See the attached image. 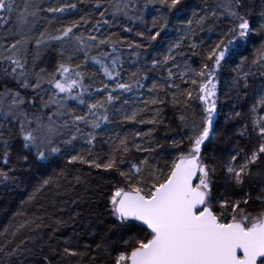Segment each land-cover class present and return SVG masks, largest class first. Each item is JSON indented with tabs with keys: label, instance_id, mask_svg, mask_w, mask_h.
<instances>
[{
	"label": "snow or ice",
	"instance_id": "obj_1",
	"mask_svg": "<svg viewBox=\"0 0 264 264\" xmlns=\"http://www.w3.org/2000/svg\"><path fill=\"white\" fill-rule=\"evenodd\" d=\"M189 11L186 0H0V184L57 162L22 204L34 210L0 230V264H264V0ZM205 31L216 39L197 42ZM125 53L139 65L127 75ZM78 186L107 229L95 249L76 227L62 233L81 215L79 197L62 199Z\"/></svg>",
	"mask_w": 264,
	"mask_h": 264
},
{
	"label": "trees",
	"instance_id": "obj_2",
	"mask_svg": "<svg viewBox=\"0 0 264 264\" xmlns=\"http://www.w3.org/2000/svg\"><path fill=\"white\" fill-rule=\"evenodd\" d=\"M186 3L190 6V11L189 15L191 14V11H200V8L204 6V0H186ZM259 3V0H258ZM258 10V9H257ZM73 18H78V17H69V19ZM98 14L93 16V20L98 19ZM149 23L151 22L152 17L151 16H146L145 17ZM171 23H177L176 21H171ZM128 26L133 27L134 32L135 30H139L141 27L138 24H129ZM171 26V24H170ZM110 31H117V29H107L106 27L101 29V33H108ZM133 33L125 34L121 33V35L128 39V40H136L138 39L135 37ZM176 33L173 31L170 34V38H175ZM203 37L206 41V43H211L216 39V34L214 32L209 33L207 31L203 33H198L197 35V42H199V38ZM47 59V58H45ZM124 68L127 70L125 75L130 73L131 71H134L139 65L133 64L132 60L130 57H128L127 53L124 55ZM91 71V70H90ZM150 78L148 81H144L145 85H149L151 83V80L156 77L155 73L149 74ZM104 79L102 73H99L95 77L96 83H99L100 80ZM224 80L230 79V72H226L223 76ZM260 81L256 80L255 85H259ZM183 87V85H182ZM221 88L224 92L228 91V88L222 84ZM141 91L146 92V88L142 89ZM133 96L132 93H127L125 94L124 98H131ZM221 99L225 101L226 107L224 108V113L221 116V122L223 123L224 121V116L228 114L230 111V106H231V101L228 100L227 97L222 96ZM74 103V102H73ZM196 102L193 101V104ZM119 104V102H117ZM176 109L169 107L166 109L167 114L169 117H171L172 113L175 112ZM247 109L245 108V112ZM175 124H173V128H175ZM117 127H119L117 125ZM131 127V126H127ZM143 130H147V127L150 126H138ZM159 135V133H158ZM57 162L53 161L50 165H42L38 162H33L29 165L23 166L29 170L26 171H21L18 173L19 175V180L16 184H0V230L3 229L10 221L13 220V217L17 212L20 211H28L29 214L31 211L34 209H31L27 204L23 205L22 204L24 201L27 200L28 195L34 190L36 184L43 178H46L47 175H49L53 169L55 168V164ZM62 163V161L60 162ZM162 163V161H161ZM11 167H16V168H21V162L18 160L17 155L15 154V151L13 152V155L11 156ZM58 170V169H57ZM106 175V174H105ZM97 182L99 181V177H97ZM95 187V185H93ZM51 193L48 194V197H51ZM46 197L42 202L45 203L46 205H49L51 202ZM79 197L81 200V203L78 206H75L76 211H79L81 213L78 222L73 225L69 224L67 227H65L62 230V233L64 236H72V228L76 227L77 231H79L81 240L83 243H91L93 249H95V243H100L101 240L108 235L107 229L104 225V223L101 220L96 219V213L92 212L90 213L87 210V207L85 206V201H89L92 198V193L91 192H86L83 187H77L76 190H69L67 194L62 197L63 200H68L70 201L72 198ZM99 200V197H96V201ZM66 208V212L63 213L65 215V218H67V213H72L73 212V205L71 203H68L67 205H61ZM48 210L50 212H54L57 215H61L60 212L57 211L56 207H49ZM18 222V220H17ZM94 241V242H93ZM47 251V249H46ZM95 255V251L93 252ZM20 259L24 262V264H36L37 257L34 255H29V256H22ZM100 259L106 260L107 257L105 256L104 252L101 250L100 252ZM84 264H88L87 257H85Z\"/></svg>",
	"mask_w": 264,
	"mask_h": 264
}]
</instances>
